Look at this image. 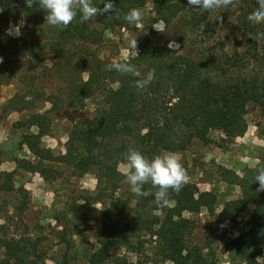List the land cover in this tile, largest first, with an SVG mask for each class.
<instances>
[{
  "label": "trees",
  "instance_id": "1",
  "mask_svg": "<svg viewBox=\"0 0 264 264\" xmlns=\"http://www.w3.org/2000/svg\"><path fill=\"white\" fill-rule=\"evenodd\" d=\"M92 3L103 8L102 0H92ZM112 3V11L98 13L86 22H81L78 14L65 28L48 24L39 0L20 5L0 0V9H23L18 37L0 30V57L3 58L0 85L12 77L22 59L31 56H45L50 61L49 66L43 68L46 75L59 80L54 92L36 96L31 83L22 80V90L5 106V111L11 112L30 109L39 101L49 104L44 112L32 111L20 125L36 128L25 131L20 138V144L36 160L15 156L12 158L15 167L0 171V194L15 193L23 197L18 205L12 206L11 214L8 211L4 217L0 214L3 220L0 224V264H45L47 251L39 236L29 231L9 234L11 226L22 224V214L29 202L28 190L14 184L16 170L36 172L48 179L50 172L45 163L66 165L73 176L93 172L97 186L90 196L91 204L101 203L107 207L90 209L99 211L103 220L121 219L126 243L130 236L146 234L153 238L160 260L170 264H217L212 248L187 239L195 220L180 215L182 211L197 213L202 207L213 211L216 194L199 191L195 183L188 181L178 193L169 189L167 204L158 205L155 193L159 189L148 182L143 185V191L150 195L134 193L124 197L120 189L126 177L117 170V164L124 163L130 149L139 150L151 159L164 151H185L194 142L207 144L210 130L236 136L246 128L244 115L250 105L264 115V37L253 39L257 33H264V23L251 24L248 20L258 10V0H249L246 10L235 16L238 26L244 29V47L239 51L213 49L209 53L202 48L195 53L175 50L165 54L157 47L160 32L140 31L136 52L121 60L134 65L142 76L155 70V78L143 89L136 87L137 77L109 71L107 65L113 61H103L87 47L100 43L106 30L128 26L130 22L125 16L131 10H139L150 3L156 20L167 26L188 2L112 0ZM206 20L203 12L192 10L185 20L186 31L194 33ZM219 23L218 19H213L203 27H216ZM91 98L97 100L94 111L92 114L82 112ZM56 116L70 121L65 152L58 155L41 144L42 136L50 129L51 119ZM257 159V163L241 175L231 168L218 167L220 179L237 186L240 192L239 196L223 202L216 215L218 221L235 222L250 203L255 204L248 228L230 241L240 260L238 264H264L258 260L264 251V190H258L259 182L255 181L258 171L264 170V148L260 149ZM89 195L85 193L81 197L87 200ZM171 201L172 207L169 206ZM0 204L1 213L6 203ZM156 210L161 214H156ZM110 233L109 227H104L99 247L87 259L89 264H103L111 250L123 242L109 238ZM64 241L65 236H62L61 242Z\"/></svg>",
  "mask_w": 264,
  "mask_h": 264
},
{
  "label": "rangeland",
  "instance_id": "2",
  "mask_svg": "<svg viewBox=\"0 0 264 264\" xmlns=\"http://www.w3.org/2000/svg\"><path fill=\"white\" fill-rule=\"evenodd\" d=\"M249 0H233L227 8L204 11L190 7L188 4L177 17L165 26L147 3L138 10L140 16L128 26L117 27L104 32L103 40L98 44H90L88 51L105 62L126 59L135 51L129 47L130 41L137 38L140 31L153 29L161 33L157 47L167 54L171 51L195 53L205 48L223 49L230 52L244 47L242 36L244 29L235 21V16L246 10ZM251 1V0H250ZM30 2V1H29ZM195 12H203L207 18L205 22L218 19L216 27H203L205 22L192 33L186 31L185 20ZM23 16L20 7H4L0 9V30L8 31L19 25ZM163 31H159V29ZM15 36V35H10ZM168 40V41H166ZM181 42V43H180ZM50 61L45 56H31L22 59L15 67L10 79L0 85V171L11 170L14 166L13 157H26L35 161L28 149L20 144L21 135L25 131H35V127L27 129L20 126L32 111L44 112L49 108L48 103L39 101L31 105L30 109L6 112V104L13 95L22 90V80L31 83L35 96L54 92L59 80L46 75L45 66ZM84 78L86 74L82 75ZM96 99H88L82 112L92 114ZM246 128L236 136H226L218 130H210V141L207 144L194 142L187 150L176 152L181 155V163L187 171L188 181L196 184L199 191H213L216 201L213 211L202 207L197 213L182 211L180 215L195 220V226L188 240L212 248L215 252L217 264H238L239 258L234 254L230 241L249 226L250 216L255 204L250 203L237 217L235 222L220 223L217 213L225 200L239 196V188L227 184L220 179L218 167L231 168L242 174L246 168H252L257 163V155L264 148V115L252 105L244 115ZM70 121L65 117L56 116L51 119L48 133L41 138V144L49 148L54 155L65 152L67 131ZM49 168V178L44 179L39 173L16 170L15 186L22 185L28 190L29 202L22 214V224L10 227V233L29 231L39 236L47 251L45 264H89L87 259L99 247V240L104 235V227H109V238L123 242L111 250V254L103 264H170L169 261L157 257L156 245L146 234L128 237L121 229L122 220L113 217L110 221L103 220L99 211L106 208L101 203L91 204V195L97 186L96 175L93 172L82 176H73L66 165L45 163ZM123 162L117 164V170L122 173ZM121 184L120 192L131 197L134 192L126 182ZM90 194L84 199L83 194ZM23 197L15 193L0 194V203H6L0 213L4 217L5 211L12 212V206L18 205ZM133 202V201H132ZM173 206V202H169ZM1 207V204H0ZM156 214L161 211L156 210ZM1 217V218H2ZM0 218V224L3 220ZM13 218V222H14ZM26 225V228L23 226ZM65 236L66 241L61 242ZM264 263V251L258 257Z\"/></svg>",
  "mask_w": 264,
  "mask_h": 264
},
{
  "label": "clouds",
  "instance_id": "3",
  "mask_svg": "<svg viewBox=\"0 0 264 264\" xmlns=\"http://www.w3.org/2000/svg\"><path fill=\"white\" fill-rule=\"evenodd\" d=\"M28 2V0H27ZM103 8H98L92 0H39L40 8L45 12V20L51 26L67 27L79 14L81 22H86L96 17L98 13H107L113 10L112 0H102ZM188 5L200 8L204 11L227 8L233 0H187ZM258 10L248 17L251 24L264 23V0H258ZM138 10H131L125 19L129 22L139 19ZM21 26H16L8 31V35L19 36ZM157 30V29H156ZM163 31V29H159ZM264 37V33H257L253 39ZM129 47L136 52L137 40L133 38ZM3 58L0 57V62ZM109 71L115 70L122 74H131L137 77L136 87L145 88L155 78V70H149L142 76L141 72L130 62L114 60L107 65ZM30 99V97H29ZM182 157L178 153L164 151L151 159L136 149H130L124 157L122 173L131 190L140 196H148L151 193L143 191V185L148 182L158 187L155 193V201L158 205L167 204L169 189L179 192L188 182V174L181 163ZM255 181L259 182L258 190H264V170L258 171Z\"/></svg>",
  "mask_w": 264,
  "mask_h": 264
},
{
  "label": "water",
  "instance_id": "4",
  "mask_svg": "<svg viewBox=\"0 0 264 264\" xmlns=\"http://www.w3.org/2000/svg\"><path fill=\"white\" fill-rule=\"evenodd\" d=\"M31 0H28V2ZM27 0H7V3L10 5H20L24 3H28Z\"/></svg>",
  "mask_w": 264,
  "mask_h": 264
},
{
  "label": "crops",
  "instance_id": "5",
  "mask_svg": "<svg viewBox=\"0 0 264 264\" xmlns=\"http://www.w3.org/2000/svg\"><path fill=\"white\" fill-rule=\"evenodd\" d=\"M14 167H15V165H14V166H12L10 169L12 170Z\"/></svg>",
  "mask_w": 264,
  "mask_h": 264
}]
</instances>
